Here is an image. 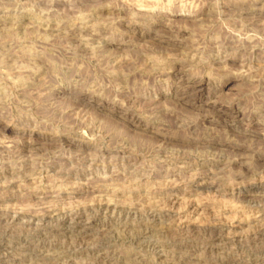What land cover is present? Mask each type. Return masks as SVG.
Listing matches in <instances>:
<instances>
[{
  "label": "rangeland",
  "instance_id": "374dc122",
  "mask_svg": "<svg viewBox=\"0 0 264 264\" xmlns=\"http://www.w3.org/2000/svg\"><path fill=\"white\" fill-rule=\"evenodd\" d=\"M0 264H264V0H0Z\"/></svg>",
  "mask_w": 264,
  "mask_h": 264
},
{
  "label": "bare ground",
  "instance_id": "6f19581e",
  "mask_svg": "<svg viewBox=\"0 0 264 264\" xmlns=\"http://www.w3.org/2000/svg\"><path fill=\"white\" fill-rule=\"evenodd\" d=\"M96 39V38H95Z\"/></svg>",
  "mask_w": 264,
  "mask_h": 264
}]
</instances>
